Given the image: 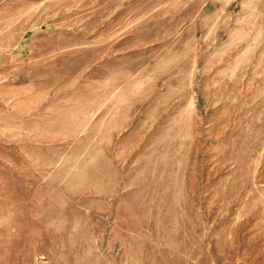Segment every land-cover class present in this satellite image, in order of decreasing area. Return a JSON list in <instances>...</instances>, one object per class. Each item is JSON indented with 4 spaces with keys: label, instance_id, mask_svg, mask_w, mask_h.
<instances>
[{
    "label": "rangeland",
    "instance_id": "rangeland-1",
    "mask_svg": "<svg viewBox=\"0 0 264 264\" xmlns=\"http://www.w3.org/2000/svg\"><path fill=\"white\" fill-rule=\"evenodd\" d=\"M264 264V0H0V264Z\"/></svg>",
    "mask_w": 264,
    "mask_h": 264
},
{
    "label": "crops",
    "instance_id": "crops-1",
    "mask_svg": "<svg viewBox=\"0 0 264 264\" xmlns=\"http://www.w3.org/2000/svg\"><path fill=\"white\" fill-rule=\"evenodd\" d=\"M119 264H126V263H125V261H121V262H119ZM127 264H138V261L131 260V261L127 262Z\"/></svg>",
    "mask_w": 264,
    "mask_h": 264
}]
</instances>
